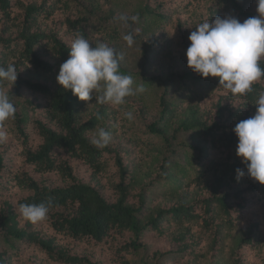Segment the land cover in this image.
Segmentation results:
<instances>
[{"label": "trees", "instance_id": "obj_1", "mask_svg": "<svg viewBox=\"0 0 264 264\" xmlns=\"http://www.w3.org/2000/svg\"><path fill=\"white\" fill-rule=\"evenodd\" d=\"M199 1L192 0L193 4ZM228 1L233 7L234 17L240 22L257 15L250 11L248 0ZM67 8V4L62 3V0H0V66L6 67L11 63L18 73L14 85L0 82V87L7 89L9 99L16 108L14 117L16 136L21 137L25 143H30V136L24 128L26 123L31 122L40 139V144L35 149L30 147L25 149L24 162L35 175L55 176L59 181L57 185L46 184L45 180L39 181L27 170L16 173L13 177L15 186L28 193L25 198L18 201L17 207L20 209L21 204H50L45 218L48 227L56 234L76 242L87 241L97 245L108 239L112 240L114 235H129L128 240L115 249V252L121 255H116L118 264H134L125 256L144 250L142 236L146 232L163 234L164 223L183 226L184 223L195 225L199 222L207 230L232 226L233 216L244 209V194H261L264 197V185L256 181L243 189L232 187L231 184L236 181L234 174L242 165L229 164L221 159L211 161L206 170L201 169L190 181L189 179L178 181L170 171L165 177L162 175L155 178L148 173L146 174L148 181H145L146 179L137 178L134 172L130 171L125 159L126 153H123L119 143L113 145L109 143L104 148H97L91 143L92 131L104 128L110 113L119 114L123 108L128 110V106L112 109L108 104L96 103L95 99L83 102L73 96L70 90H64L56 83L60 66L68 59L71 46L55 30L42 29V24L52 18L57 11ZM210 10L215 15L216 11L212 8ZM141 11L138 23L130 21L129 26L122 24V36L129 32L134 33L137 24L147 18L151 19L150 24L159 25V20L165 18L156 8L147 4ZM90 14L93 16L94 9L90 10ZM133 15L130 13L127 16ZM120 16L122 15L115 17L108 13L102 18V22L119 21ZM89 19L90 17L84 16L71 18L68 15L62 25L67 32L80 34L89 39L84 32V26L88 24ZM139 34L134 33V44L138 46L137 62L141 70L136 74L123 68H120V71L132 78L138 76L142 82L152 83L157 88L155 106L157 113L152 115L149 120L151 122L145 125V133L150 138L159 139L167 149L173 146L179 133L188 134L190 138L188 150L194 152L196 158H200L208 146L220 151L221 155L230 151L238 144L233 129L236 123L245 118L236 113L224 120L223 112L227 107L221 102L217 103L212 117L208 115L207 118L201 113L197 104L199 101L196 99L192 101L197 103L188 104L183 112L177 113L173 101L174 88L179 84L177 91L181 94L180 87L183 84L192 82L199 85L205 78L190 70L187 63L183 64L185 67L182 70L168 67L156 71L158 68L154 65L156 60L151 57L162 44V40L146 39ZM117 35H119L117 31L106 35L108 46L110 40ZM97 45L96 41L92 47ZM181 47L186 50L188 48L187 45ZM261 67L264 68V60L261 61ZM252 87L253 91L263 90L260 83H255ZM26 92L30 93L31 99L25 98ZM25 110L32 113L31 120L30 117L26 118L23 112ZM72 162L83 165L90 174L98 177L96 180L98 182L100 175L108 173L112 177L107 189L110 195L103 192L104 186L98 182L93 184L79 179ZM163 162L161 158L157 160L158 170L167 171ZM4 171V157L0 153V173ZM185 180H188L187 187L193 186L194 191L197 190L195 196H190L187 191L180 196L179 192L185 188L183 186ZM162 181L176 185L171 196L179 202L169 207L155 206L144 213L146 191ZM1 194L2 189L0 196ZM134 195L138 198V205L130 202L131 196ZM232 200L235 203H232ZM17 218L13 205L7 201L1 202L0 233L5 242L30 241L50 260L61 264H101L87 256L70 255L58 249L51 238L38 237L34 232L28 231L31 228L27 230L28 227H21ZM178 233L179 236L173 237V241L175 239L177 243L183 242L185 232ZM219 233L220 230L218 235ZM245 234L246 236L236 238V248L240 249L254 240L252 237L254 233L251 230ZM186 246V242L180 246L181 253L185 252ZM178 254L180 253L174 250L155 251L153 257L157 259L158 264H162V259ZM0 264H10L7 254L1 251ZM227 264L239 262H232L230 257Z\"/></svg>", "mask_w": 264, "mask_h": 264}, {"label": "rangeland", "instance_id": "obj_2", "mask_svg": "<svg viewBox=\"0 0 264 264\" xmlns=\"http://www.w3.org/2000/svg\"><path fill=\"white\" fill-rule=\"evenodd\" d=\"M248 2L250 11L258 15L256 0H248ZM62 3H66L68 8L66 10L62 9L63 11H57L52 18L44 21L42 29L55 30L71 46L77 34L67 32L66 28L62 25L63 20L68 15L71 18L79 16L90 17L88 24L84 26V32L87 34L88 40L92 45L96 41L98 44L101 42L107 44L108 39L106 35L117 31L119 35L110 40L109 46L115 50L118 56L122 57L120 68L134 74L139 73L141 70L140 64L137 62L139 60L137 53L138 46L134 44L132 47H129L124 41L121 35L123 31L122 22L116 20H109L106 23L102 22V18L108 13H112L115 17L117 15L127 16L130 13L139 15L142 12L143 6L147 4L152 8H156L165 17L164 20H159L160 25L150 24L151 19L147 18L134 28V33H140L139 35L146 39L162 40V44L156 48L155 54H152L151 57L156 60L154 61V65L158 67L156 71L159 68L167 69L168 67L173 68V70L184 69L185 66L183 64L187 63V50L186 48H182L181 45L189 47L190 41L188 37L191 31H194L200 23L206 20H214L217 16L221 18L234 16L233 7L228 0H200L195 4H193L192 0H62ZM58 6L61 7L62 4H58ZM210 8L216 11L215 15ZM91 9H94L93 16H90ZM165 69L162 70L164 71ZM132 79L134 81V88L142 85L145 89L141 94L126 98L127 103L125 105L128 106V110L125 108L123 110L131 111L133 119L128 120L125 118L122 115V111L119 114L112 115L110 113V118L104 128L112 133L110 144L119 143L123 148V153H126V163L130 171L134 172L137 178L142 177L146 179V174L148 173H151L153 178L162 175V177H165L167 172L170 171L178 181L181 179H189L190 181L196 177V173L201 169L206 170L211 161L222 159L229 164L242 165L241 169L245 171L244 177L239 180L236 173L234 174L236 183L233 182L231 184L232 187L243 189L250 183L255 182L248 177L246 165L236 155L238 144L230 151L224 152L223 155L220 154V151L208 146L202 152L200 158H196L195 153L188 150L187 144L190 142L188 134L179 133L173 142V146L168 149L161 144L159 139L150 138L145 133V125L150 123V117L157 113L155 106L158 91L156 86L152 83L142 82L138 76ZM262 81L257 83L262 85L263 90L256 89V91H252L246 95H237L220 86L218 78L208 77L199 85H195L192 82L183 84L180 87L181 94L177 91L178 84L174 88L173 101H175L177 113L183 112V109L188 104L197 103L192 101L196 99L199 101L197 104L201 113L206 117L208 115V117H212L217 103L221 102L224 107H227L223 112L224 120H227L231 115L236 113L248 119L255 115V101L259 93L264 92V81ZM25 95L27 96L25 98H32L29 92H26ZM109 106L112 109L118 108ZM23 112L26 118L30 117L29 119L31 120L32 113H28L26 110ZM15 122L16 119H9L4 121V126L0 128V131H4L7 134V138L0 141V153L3 154L5 165V171L0 173V189H2L0 204L5 201L12 204L15 213L18 215L17 220L21 227H28L27 230L31 228L28 231L34 232V235L38 237L51 238L58 249L64 250L70 255L87 256L92 261H98L101 264H118L116 262V255H121L117 254L115 249L128 240L129 235H114L112 240L108 239L97 245H93L87 241L76 242L53 232L48 227V222L45 219L31 222L21 215L17 203L25 198L28 193L21 191L15 186L13 177L16 173L27 170L39 181L45 180L46 184L57 185L59 181L56 180L55 176L41 177L35 175L32 169L25 164V149L27 147L35 149L40 144V139L32 123L29 122L25 124L24 129L30 136V143H25L21 137L16 136ZM157 156L161 160H164L163 164L167 171L163 169L158 170L157 160L159 158H156ZM72 165L79 179L93 184L98 182L96 181L98 177L90 174L83 165L78 162H72ZM111 178L108 173L99 176L100 182L98 183L104 186L103 192L108 196L110 194H108L107 189ZM145 181H148V179ZM187 182L188 180L184 181L183 186L185 188L179 192V194L181 193L180 196H183L185 191L190 193V196H195L197 190L195 192L193 186H188V188ZM175 186L168 181H162L148 189L146 191L144 213L155 206L169 207L179 202L178 199L171 196ZM200 189H202V186H200ZM243 198L245 200L244 209L236 216H233L234 218L231 221L232 226L207 230L199 222L195 225L184 223L183 226H178L174 223H164L162 225L163 234L146 232L142 236V242L145 244L144 250L128 254L125 257L134 262V264H158L157 259L153 257L155 251L166 252L174 250L180 254L162 259V264H227L230 257H232V262L238 261L239 264H264V197L261 194H244ZM130 202L138 205L137 196H131ZM232 203H235V201L232 200ZM219 230L220 233L218 235ZM250 230L254 233V235L252 234L254 240L240 249L236 248V238L242 235L246 236L245 233ZM179 231L185 232V240L177 243L175 239L173 241V237H178ZM185 242L187 245L186 250L184 253H181L180 246ZM0 251L7 254L10 264H61L50 260L32 242H5L1 233Z\"/></svg>", "mask_w": 264, "mask_h": 264}, {"label": "clouds", "instance_id": "obj_3", "mask_svg": "<svg viewBox=\"0 0 264 264\" xmlns=\"http://www.w3.org/2000/svg\"><path fill=\"white\" fill-rule=\"evenodd\" d=\"M258 15L243 22L234 16L200 23L191 31L186 51L187 67L203 78H218L220 86L237 95H246L253 91V84L264 79V0H256ZM125 26L129 22L138 23L140 17L120 16ZM129 47L135 43L134 33L123 36ZM92 43L83 35L77 34L68 52V59L60 66L57 83L70 90L80 101L95 99L98 104L120 107L127 103L126 97L141 94L144 87H133L130 75L120 71V60L115 50L105 43L92 47ZM18 73L9 63L0 66V82L14 85ZM254 116L236 123L233 132L238 138L236 155L246 165L250 179L264 185V92H260L255 101ZM128 120L133 119L131 111L121 109ZM16 108L10 101L7 91L0 87V128L3 122L15 117ZM7 138L0 131V141ZM112 140V133L103 127L92 131L91 143L97 148L106 147ZM237 179L244 177L245 171L236 170ZM49 205L21 204V215L38 222L47 217Z\"/></svg>", "mask_w": 264, "mask_h": 264}]
</instances>
